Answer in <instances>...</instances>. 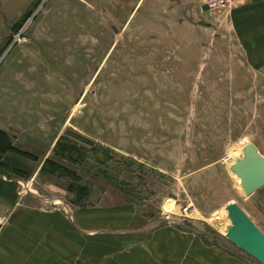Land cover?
Instances as JSON below:
<instances>
[{
  "label": "rangeland",
  "instance_id": "1",
  "mask_svg": "<svg viewBox=\"0 0 264 264\" xmlns=\"http://www.w3.org/2000/svg\"><path fill=\"white\" fill-rule=\"evenodd\" d=\"M248 6L0 0V163L74 226L60 264H261L226 210L264 232V185L246 195L231 167L247 142L264 156V8Z\"/></svg>",
  "mask_w": 264,
  "mask_h": 264
},
{
  "label": "crops",
  "instance_id": "2",
  "mask_svg": "<svg viewBox=\"0 0 264 264\" xmlns=\"http://www.w3.org/2000/svg\"><path fill=\"white\" fill-rule=\"evenodd\" d=\"M249 3L264 8V0ZM5 166L0 163V264H60L73 250L74 226L57 207L50 208L52 199L45 194H30L40 204L25 203L15 184L21 182L20 171L12 174Z\"/></svg>",
  "mask_w": 264,
  "mask_h": 264
},
{
  "label": "water",
  "instance_id": "3",
  "mask_svg": "<svg viewBox=\"0 0 264 264\" xmlns=\"http://www.w3.org/2000/svg\"><path fill=\"white\" fill-rule=\"evenodd\" d=\"M242 152L244 155L243 162L235 160L231 167L240 178L245 194L250 196L264 185V156L253 142L244 144ZM226 210L235 229L234 234L232 232L231 234L239 238L240 243L250 255L264 264V232L238 203H229ZM185 227L198 235H205L196 226L186 225ZM205 236L214 241L208 235ZM248 263L253 264L250 261Z\"/></svg>",
  "mask_w": 264,
  "mask_h": 264
},
{
  "label": "built area",
  "instance_id": "4",
  "mask_svg": "<svg viewBox=\"0 0 264 264\" xmlns=\"http://www.w3.org/2000/svg\"><path fill=\"white\" fill-rule=\"evenodd\" d=\"M242 0H207L208 6L211 8V10H218L224 6L234 5ZM190 206H187L185 208V211L189 209Z\"/></svg>",
  "mask_w": 264,
  "mask_h": 264
},
{
  "label": "bare ground",
  "instance_id": "5",
  "mask_svg": "<svg viewBox=\"0 0 264 264\" xmlns=\"http://www.w3.org/2000/svg\"><path fill=\"white\" fill-rule=\"evenodd\" d=\"M242 147H243V146H241V151H242ZM242 153H243V152H242Z\"/></svg>",
  "mask_w": 264,
  "mask_h": 264
}]
</instances>
